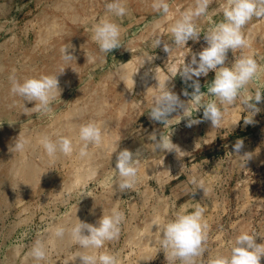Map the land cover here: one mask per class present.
<instances>
[{
  "label": "rangeland",
  "instance_id": "374dc122",
  "mask_svg": "<svg viewBox=\"0 0 264 264\" xmlns=\"http://www.w3.org/2000/svg\"><path fill=\"white\" fill-rule=\"evenodd\" d=\"M107 2L0 0V64L4 67H0V177L8 175L14 179L19 160L36 164L42 172L46 168L35 184L25 190L17 185H10L7 190L0 185V264H36L31 248L37 239L48 250L46 260L40 264H81L77 254L92 251L114 254L118 264H173L161 247V230L153 223L159 221L162 228L177 212H191L197 204L206 208L204 220L209 225L206 251L197 264H210L217 256H230L234 241L242 232L257 235L256 243L264 244V94L257 105L260 112L255 116L244 103V99L254 98L257 90L264 93V18L254 17L244 27L250 46L236 53L229 50L225 62L231 67L236 59L251 56L262 71L235 103L222 107L221 126L213 128L211 121L204 119V109L189 102L193 81L185 82L179 75L170 78L173 67L179 70L184 63L191 62L193 54L207 47L204 34L223 21L227 0H212L207 14L196 21L201 30L199 41L189 40L181 47L172 45L170 28L184 11L195 7V0H168L166 15L153 10L152 0H126L128 14L124 17L107 13ZM44 15L52 18L50 24L42 21ZM101 19L119 24L122 30L123 45L109 54L101 53L92 39L93 27ZM158 37L172 46L170 56L164 51L163 41L159 47H153ZM72 46L68 51L76 60L65 62L61 50ZM149 57L155 58L148 61ZM62 69L65 71L60 74ZM50 71L58 75L62 89L51 112L37 113L31 109L34 101L24 102L11 94V75L23 82V76L39 77ZM155 72L162 85H167L185 104L189 102L186 115L200 120L199 124L189 127L190 118L179 108L167 124L151 119L155 97L165 90L158 87ZM122 76H126L124 82ZM214 77L215 73L210 72L207 77L193 80L198 79L201 92L206 93ZM129 79L134 80L131 85L130 81L126 83ZM185 90L188 96L183 94ZM214 99L207 94L203 98L205 102ZM98 107L100 114L94 111ZM77 108H82L83 116L77 113L74 117L82 118L83 124L94 121L109 126L111 134H116L108 152L98 149L100 145L91 146L89 152L98 151L89 160H79L82 142L74 145L72 139L71 155L57 154L47 162L41 145L35 149L26 147L23 152L12 148L19 136L35 143L43 135L53 140L68 137V117L72 115L74 120ZM245 118H253V123L245 124ZM162 133L179 146V156L175 151L154 150L156 141L149 137L155 134L159 140ZM238 139L244 141L240 154L234 149ZM124 149L132 151L134 159L139 151L140 159L134 190L121 192L115 167L117 154ZM244 154L251 158L246 160ZM193 176L204 181L207 196L203 189L190 183ZM113 208L122 211L125 220L119 238L107 242L102 249L85 250L69 234L64 240L54 235L57 225L70 229L78 219L97 225L103 213L110 214Z\"/></svg>",
  "mask_w": 264,
  "mask_h": 264
},
{
  "label": "clouds",
  "instance_id": "9594fccd",
  "mask_svg": "<svg viewBox=\"0 0 264 264\" xmlns=\"http://www.w3.org/2000/svg\"><path fill=\"white\" fill-rule=\"evenodd\" d=\"M211 2L212 0H195V7L182 13L181 17L170 28L172 41L174 42L172 45L181 47L187 45L189 40L199 41L201 30L196 21L207 14ZM151 6L156 12L165 15L169 12L168 0H152ZM105 8L107 13L115 17H124L128 14L126 0H109L105 4ZM223 17L222 22L216 24L204 34L207 47L198 54L199 59H197L196 54H193L190 63H184L179 70L173 67L170 78L179 75L185 82L193 81L194 91L191 93L189 102H194L199 106V109H204V119L210 120L213 128L221 126L223 121L222 107L235 103L241 93L262 71L257 61L251 56H242L236 59L231 67L227 66L225 62L229 50L236 53L238 49L250 46L243 29L254 17L264 18V0H227L226 6L223 7ZM121 31L119 24L108 19H101L93 27L92 39L97 43L101 53L109 54L123 45ZM162 41L164 42V51L169 53L170 56L173 48L163 39L156 38L153 47H159ZM70 48H73V46L61 50L65 62L76 60V57L68 51ZM154 58L149 57L147 60L151 61ZM64 71L65 69H62L60 74ZM210 72H214L215 77L212 83L207 86V92H201L199 80H193V77H207ZM9 79L11 81V94L22 98L24 102L34 101L35 106L31 109L37 113L46 114L51 112L57 96L61 98L62 89L59 86L58 75L25 78L21 82L13 74ZM158 87H164L165 90L155 97L154 105L150 109L151 119L167 124L170 115L176 112L178 108L184 110L185 117H189L186 115L189 102L185 104L177 94L172 92L167 85H162L160 81ZM183 94L185 96L189 95L187 90ZM206 94L215 97V99L205 102L203 98ZM262 94L264 93L257 90L254 98L244 99L246 107L254 113V116L260 112L257 105L262 100ZM189 118V127L201 122L198 119ZM244 123H253V118H245ZM78 137L79 141L82 142L79 156L86 158L90 155L88 149L91 146H99L103 143L104 133L99 123L90 121L80 126ZM149 139L156 141L153 144L155 151H175L179 156L181 149L172 142L171 137L162 133L159 140H157L155 134H152ZM38 143L49 157H55L57 154L68 156L73 152V142L66 136H60L58 139L53 140L50 136L43 135L39 138ZM28 144L29 141L20 139L19 136L12 148L17 152H23ZM243 145L244 141L238 139L234 145L235 153L240 154ZM116 152L117 150L114 151V153ZM242 156L246 157V160L251 158L248 154ZM135 157L134 159V153L128 149L119 151L117 154L115 169L118 172L117 184L121 192L134 190L138 181L139 151L135 153ZM190 183L196 189H203L205 196H207L208 189L202 179L193 176L190 178ZM87 196L92 197L91 195ZM205 212L206 208L197 204L191 212H177L174 219L164 223L162 228L159 221H154L153 226H158V229L161 230L162 239L160 244L167 260L172 261L173 264L177 260L180 264H197L198 258L202 257L206 251L205 246L208 239L209 225L204 220ZM124 220V213L117 208H113L110 214L103 213V216L97 222L98 226L78 219V222L70 229L57 225L54 235L59 239H63L66 234H69L72 241L78 244L80 248L99 250L107 242L119 238ZM85 232L88 234H85ZM256 237L255 234L242 232L236 237L230 256H217L210 261V264H261V258L264 257V244H257ZM47 253L45 243L37 239L31 248V256L36 264L45 261ZM77 257L80 258L81 264H118V257L107 251L99 254L95 251L81 252L77 254Z\"/></svg>",
  "mask_w": 264,
  "mask_h": 264
},
{
  "label": "bare ground",
  "instance_id": "6f19581e",
  "mask_svg": "<svg viewBox=\"0 0 264 264\" xmlns=\"http://www.w3.org/2000/svg\"><path fill=\"white\" fill-rule=\"evenodd\" d=\"M0 15H2V9H0ZM45 16V15H44ZM75 16V15H74ZM73 16V17H74ZM55 18V17H54ZM55 19H57V18H55ZM79 19V18H78ZM50 20H52V18L51 17H49V16H45V17H43L42 18V21L43 22H48L49 24L51 23V21ZM52 22H54V21H52ZM3 26V25H2ZM4 28V27H3ZM53 30V29H52ZM49 31H50V29H49ZM53 34V33H52ZM45 35H48V34H45ZM48 37H49V35H48ZM14 38V37H13ZM43 40V39H42ZM7 41V40H6ZM10 41H11V39H10ZM44 41V40H43ZM11 42H14V41H11ZM11 42H9V43H11ZM39 42V41H38ZM42 42V41H41ZM16 43H17V41H16ZM15 44V43H14ZM5 45H8V42L5 44ZM14 46V45H13ZM36 46H38V45H36ZM9 53V52H8ZM71 54H73V53H71ZM196 55H198V54H196ZM79 57V56H78ZM27 59V58H26ZM1 60H3V59H1ZM1 62V61H0ZM7 62H9V61H7ZM31 62V61H30ZM10 63V62H9ZM12 64V63H11ZM31 65V64H30ZM0 67L1 68H3L4 69V67H3V65L2 64H0ZM9 68V67H8ZM26 68V67H25ZM31 68V67H30ZM44 68V67H43ZM35 69V68H34ZM33 69V70H34ZM26 70V69H25ZM3 72H5V71H3ZM13 72V71H12ZM124 73V72H123ZM121 74H122V72H121ZM125 74V73H124ZM123 74V75H124ZM133 74V73H132ZM48 75H54L51 71L49 72V74ZM127 75V74H126ZM130 75H131V73H130ZM26 76V75H25ZM33 76H34V74H33ZM132 76V75H131ZM130 76V77H131ZM4 77H5V75H4ZM126 76H122V78L124 79ZM23 78H24V76H23ZM23 78L21 79V80H23ZM61 78V77H60ZM132 78V77H131ZM123 79H121V80H123ZM123 81H125V79L123 80ZM128 81H130L129 83H128ZM133 79H129V80H127V82L126 83H128L129 85H131V83H133ZM146 83V82H145ZM159 83V82H158ZM3 85V84H2ZM127 85V84H126ZM128 85V86H129ZM147 85H148V83H147ZM147 85H146V87H147ZM144 87V86H143ZM142 88V87H141ZM145 88V87H144ZM147 89H150V88H148L147 87ZM124 91V90H123ZM150 90H148V92H149ZM151 93V92H150ZM153 94V93H152ZM118 95L119 96H121L122 95V91L121 90H119L118 91ZM4 97H6L5 95H4ZM6 101V100H5ZM126 102V101H125ZM123 108V107H122ZM124 110V109H123ZM94 111L95 112H97V113H101L102 112V110L100 109V107H98V108H95L94 109ZM83 112L84 111H82V108L81 109H78L77 108V110H75L74 112H73V118H75L74 116H75V114H81L80 116H83ZM120 112V111H119ZM123 113V112H122ZM98 114V115H99ZM67 115V114H66ZM97 115V114H96ZM1 117H2V115H0ZM68 116H70V115H67V117ZM72 116V115H71ZM70 116V117H71ZM66 117V116H65ZM70 117H68L67 119L69 120V122L67 123L68 125V132L70 133L69 135H68V137L72 140V139H74L75 140V142L76 143H74V145L75 144H78L80 141H79V137L77 136L76 138H74L73 136L75 135V134H78L77 132H79V128H80V126L83 124V119L81 118V120L79 119V117H76L74 120L73 119H71ZM64 119V118H63ZM78 120H80V121H78ZM76 121H78V122H76ZM235 123H236V121H235ZM105 124V123H104ZM84 125V124H83ZM101 126H103V125H101ZM104 128H105V135H104V139H103V143L99 146V148L98 149H101V150H103V152L105 153L107 150H108V148H110L111 146V148H113V143H111L113 140L115 141V139H114V135H116V134H111V132H110V130H109V126L107 127V126H103ZM232 127V126H231ZM211 135V134H210ZM210 135H209V137H210ZM116 137H118V136H116ZM115 137V138H116ZM119 139V138H118ZM30 141V140H29ZM113 141V142H114ZM31 142V141H30ZM29 142V144H28V146H27V149L29 148V149H35V147L36 146H39L40 144L37 142V143H35V142H31L30 143ZM117 142V141H116ZM200 142V141H199ZM195 143H197V142H195ZM3 147H6V142H3V145H2ZM81 147V146H80ZM115 147V146H114ZM37 148V147H36ZM98 149L96 150V151H94L93 150V153L94 152H97L98 151ZM80 150V149H79ZM4 151V150H3ZM32 151V150H31ZM111 151H112V149H111ZM92 152V151H91ZM91 152H89L90 153V155L88 156V157H86V158H81L80 156H79V154H78V157L77 158H79V160H89L90 158H92V154L93 153H91ZM108 152V151H107ZM99 154V153H98ZM101 154V153H100ZM61 157L63 156V155H61V154H59ZM92 155V156H91ZM103 155V154H102ZM105 155V154H104ZM46 156V159L45 160H47V162L50 160V162L51 161H53V160H51L52 159V157H49L47 154L45 155ZM58 156V155H57ZM56 156V157H57ZM55 157V158H56ZM60 157V158H61ZM44 158V157H43ZM54 158V159H55ZM76 158V159H77ZM100 158V157H99ZM79 160H76V161H79ZM42 161H43V164L44 163H46V162H44V159H42ZM19 164H18V166H19V170H18V172L16 173L15 172V175H16V177H18V178H14V179H11L10 178V176H8V175H6V177L5 178H1L0 177V185H2L4 188H6L7 190H8V188H10L9 186L10 185H17V186H19L20 188L21 187H23V189L25 190V187H27V186H31L32 185V183H34V181L36 180V179H38V177L37 176H39L40 175V173L42 172L41 170H42V168H37L36 167V164L35 165H33V164H31V162L30 163H28V162H23L22 160H19ZM57 162V161H56ZM58 163V162H57ZM16 165V164H15ZM44 166H47V165H44ZM40 167V166H39ZM14 169V168H13ZM44 170H46V168L44 169ZM44 170H43V172L42 173H45L44 172ZM10 172V171H9ZM41 173V174H42ZM18 179V180H17ZM80 180V179H79ZM37 181V180H36ZM39 182V181H38ZM82 182V181H81ZM13 183V184H12ZM35 184V183H34ZM77 222V221H76ZM65 227V226H64ZM152 228V227H151ZM157 228V227H156ZM152 231H153V229H152ZM151 231V232H152ZM149 232V231H148ZM150 232V233H151ZM159 232H161V231H159ZM158 232V233H159ZM147 233V232H146ZM153 233V232H152ZM147 235V234H146ZM150 238V237H149ZM64 240V239H63ZM62 240V243L64 242ZM149 240V239H148ZM157 240H159V239H157ZM157 242V241H156ZM65 243V242H64ZM68 245V244H67ZM63 250V249H62ZM90 251V250H89ZM78 253V252H77ZM77 257V256H76ZM79 264V263H78Z\"/></svg>",
  "mask_w": 264,
  "mask_h": 264
}]
</instances>
